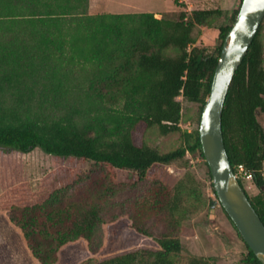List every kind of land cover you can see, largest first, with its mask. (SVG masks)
Returning <instances> with one entry per match:
<instances>
[{"label": "trees", "instance_id": "16d2710c", "mask_svg": "<svg viewBox=\"0 0 264 264\" xmlns=\"http://www.w3.org/2000/svg\"><path fill=\"white\" fill-rule=\"evenodd\" d=\"M242 1L229 24L214 26L226 14L222 9L157 19L153 13L90 15V0H0V149H41L94 163L71 190L9 215L8 225L21 231L39 264H57L69 244L91 243L103 222L102 205L116 191V171L145 182L154 165L186 164L188 154H199L212 182L200 120ZM263 25L231 83L223 135L234 171L243 166L253 173L259 193L249 199L264 222V126L258 119V113L264 116ZM200 27L208 33L197 37ZM180 97L199 106L192 131L181 128ZM153 128L163 136L180 133L181 145L167 153L151 147L146 134ZM199 185L187 171L172 188L152 182L143 196L123 204L128 214L122 219L153 247L100 264H178L182 225L206 207ZM211 188L218 200L213 183ZM152 219L164 233L153 235ZM245 246L242 264H262ZM189 264L207 260L193 257Z\"/></svg>", "mask_w": 264, "mask_h": 264}, {"label": "rangeland", "instance_id": "374dc122", "mask_svg": "<svg viewBox=\"0 0 264 264\" xmlns=\"http://www.w3.org/2000/svg\"><path fill=\"white\" fill-rule=\"evenodd\" d=\"M120 1L124 6L118 5V9L107 8L105 12L132 14L155 11L160 16H155L157 19H177L182 12L219 8L226 13L214 23V26H220L230 23L231 15L239 7L241 0H177L178 4L175 0ZM207 33V27H200L196 36ZM179 100L183 106L181 128L192 131L197 127L199 106L185 103L182 98ZM258 119L264 126V116L261 113H258ZM146 141L151 147L167 153L181 145V135L173 133L163 136L158 128H153L146 134ZM93 166L94 163L90 161L63 159L48 155L41 149L29 154L0 149V264H39L23 244L21 231L8 225L9 215L18 209L44 203L57 190H71ZM187 171L192 172L199 182L206 207L182 225L179 236L184 251L177 257L178 264H189L193 257L206 259L207 264H242V259L248 253L247 247L219 201L215 199L209 172L199 154H188L186 164L154 165L147 173L145 182H139V178L131 172L116 171V191L102 205L103 222L96 230L93 240L91 243L80 240L65 246L59 254L57 264H100L103 260L125 252L153 247L152 240L135 234L129 229L127 219H122L128 214L123 204L143 196L152 182H161L172 188ZM134 183H139L135 189L132 187ZM242 183L249 198L259 193L258 188H252V182ZM149 227L154 236L165 232L157 219L149 221Z\"/></svg>", "mask_w": 264, "mask_h": 264}, {"label": "water", "instance_id": "95a60500", "mask_svg": "<svg viewBox=\"0 0 264 264\" xmlns=\"http://www.w3.org/2000/svg\"><path fill=\"white\" fill-rule=\"evenodd\" d=\"M263 21L264 0H243L224 42L199 127L205 161L211 171L218 201L262 264H264V222L235 175L224 143L223 111L231 83Z\"/></svg>", "mask_w": 264, "mask_h": 264}, {"label": "crops", "instance_id": "0c3cea01", "mask_svg": "<svg viewBox=\"0 0 264 264\" xmlns=\"http://www.w3.org/2000/svg\"><path fill=\"white\" fill-rule=\"evenodd\" d=\"M122 1L120 0H90V8H89V12L90 15H99V14H111L110 12H105V10L107 8H117L118 9V5H122L121 4ZM117 5V6H116ZM124 6V4L122 5ZM144 13H153L155 14L156 17H160L159 14H157V12H144ZM117 14H121V13H117ZM254 188V186L252 187Z\"/></svg>", "mask_w": 264, "mask_h": 264}, {"label": "built area", "instance_id": "2783aa9c", "mask_svg": "<svg viewBox=\"0 0 264 264\" xmlns=\"http://www.w3.org/2000/svg\"><path fill=\"white\" fill-rule=\"evenodd\" d=\"M181 98V97H180ZM179 98V99H180ZM235 172V171H234ZM236 177L240 180L243 181H249L252 182L253 181V173L248 171L245 167L240 166L236 169L235 172Z\"/></svg>", "mask_w": 264, "mask_h": 264}]
</instances>
